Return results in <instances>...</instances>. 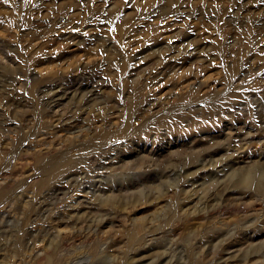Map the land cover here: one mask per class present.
<instances>
[{
    "label": "rangeland",
    "instance_id": "obj_1",
    "mask_svg": "<svg viewBox=\"0 0 264 264\" xmlns=\"http://www.w3.org/2000/svg\"><path fill=\"white\" fill-rule=\"evenodd\" d=\"M0 264H264V0H0Z\"/></svg>",
    "mask_w": 264,
    "mask_h": 264
}]
</instances>
